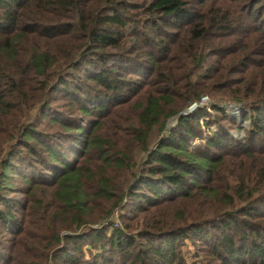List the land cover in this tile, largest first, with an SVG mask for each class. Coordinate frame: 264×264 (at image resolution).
I'll return each instance as SVG.
<instances>
[{
  "label": "trees",
  "instance_id": "obj_1",
  "mask_svg": "<svg viewBox=\"0 0 264 264\" xmlns=\"http://www.w3.org/2000/svg\"><path fill=\"white\" fill-rule=\"evenodd\" d=\"M217 93L250 131L191 146ZM186 239L264 264V0H0V264H187Z\"/></svg>",
  "mask_w": 264,
  "mask_h": 264
},
{
  "label": "rangeland",
  "instance_id": "obj_2",
  "mask_svg": "<svg viewBox=\"0 0 264 264\" xmlns=\"http://www.w3.org/2000/svg\"><path fill=\"white\" fill-rule=\"evenodd\" d=\"M223 98V99H220ZM227 97H222L219 93L214 95L213 97L204 96L203 97V103L197 104L199 106L206 107V110L209 112V117H201L199 124L201 127V135L197 136L195 139L192 140L191 146H195L198 144H204L206 142V139L208 136H212V133L215 132L218 128L222 127L226 130V132L231 135L234 139L240 138V140H244L250 131L251 124L249 120V110L243 105L236 102H232L228 99H225ZM63 99L57 98L55 101V107L59 110H66L67 108L63 105ZM217 103L218 106L222 109L221 112L216 113L214 110L210 109L211 104ZM190 107V106H189ZM188 108H186L182 113L190 114L192 111H195L197 108L195 107L192 111H187ZM181 113V115H183ZM193 113V112H192ZM173 119V121H172ZM212 121V123H209L208 125L204 124V121L206 120ZM172 121V125H170V122ZM178 124V117H172L167 121L166 129L163 131V135L159 138L163 139L168 136V133L170 130L176 128ZM158 140V141H159ZM239 140V139H238ZM156 143L152 145V147L155 146ZM120 213L119 209H116L113 216L112 221L116 223L118 222L117 219H119L118 214ZM182 252L185 256V259H187V264H192V253H193V247L190 242V240L186 239L185 242L182 245ZM197 261V259H195ZM194 262V261H193Z\"/></svg>",
  "mask_w": 264,
  "mask_h": 264
},
{
  "label": "water",
  "instance_id": "obj_3",
  "mask_svg": "<svg viewBox=\"0 0 264 264\" xmlns=\"http://www.w3.org/2000/svg\"><path fill=\"white\" fill-rule=\"evenodd\" d=\"M195 107H196V104L194 103V104L190 105V107H188L187 111L190 112V111H192ZM182 114H185V113H182Z\"/></svg>",
  "mask_w": 264,
  "mask_h": 264
},
{
  "label": "built area",
  "instance_id": "obj_4",
  "mask_svg": "<svg viewBox=\"0 0 264 264\" xmlns=\"http://www.w3.org/2000/svg\"><path fill=\"white\" fill-rule=\"evenodd\" d=\"M196 104V103H195ZM196 106H197V104H196Z\"/></svg>",
  "mask_w": 264,
  "mask_h": 264
}]
</instances>
